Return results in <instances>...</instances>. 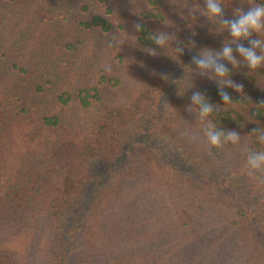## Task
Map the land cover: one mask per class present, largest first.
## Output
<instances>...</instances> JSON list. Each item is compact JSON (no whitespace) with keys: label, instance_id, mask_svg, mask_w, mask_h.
<instances>
[{"label":"trees","instance_id":"1","mask_svg":"<svg viewBox=\"0 0 264 264\" xmlns=\"http://www.w3.org/2000/svg\"><path fill=\"white\" fill-rule=\"evenodd\" d=\"M194 3L0 0V264H264V67L229 64L243 91L208 119L241 141L212 147L186 105L223 102L191 57L229 37ZM158 31L184 52L149 55Z\"/></svg>","mask_w":264,"mask_h":264},{"label":"clouds","instance_id":"2","mask_svg":"<svg viewBox=\"0 0 264 264\" xmlns=\"http://www.w3.org/2000/svg\"><path fill=\"white\" fill-rule=\"evenodd\" d=\"M184 9H186L184 15L187 17H191L194 21L198 16L206 17L215 28L219 26L216 32L226 31L229 37L222 42L219 50L203 47L191 57V63L196 66L199 75L215 82L222 105L218 106L212 102L204 90L196 89L191 91L186 111L195 113L204 121L202 132L212 147L237 145L241 141L239 132L218 127L208 117L212 113L220 112L221 108L224 109L222 106H233L235 100L227 89L241 93L243 91V84L231 78L229 64L232 68L243 65L249 70L264 67V0L249 4L246 10L236 7L232 18L225 16L222 0H203V6L200 3L186 4ZM135 29L142 30V25L137 23ZM149 39L154 47H146L145 51L153 56L157 54L158 49H166L169 46L177 55L183 53L186 46L183 41L177 39L175 33L167 31L151 33ZM190 43L194 45L195 41ZM187 88H192L191 83ZM249 133L257 144L256 147L249 146L246 149L245 167L248 175L251 176L264 172V147H262L264 146V126L257 124Z\"/></svg>","mask_w":264,"mask_h":264}]
</instances>
